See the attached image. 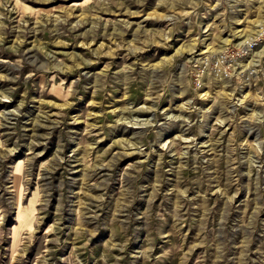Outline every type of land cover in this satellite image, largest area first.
<instances>
[{
  "label": "rangeland",
  "instance_id": "1",
  "mask_svg": "<svg viewBox=\"0 0 264 264\" xmlns=\"http://www.w3.org/2000/svg\"><path fill=\"white\" fill-rule=\"evenodd\" d=\"M259 27L264 0H0V264H264Z\"/></svg>",
  "mask_w": 264,
  "mask_h": 264
},
{
  "label": "built area",
  "instance_id": "2",
  "mask_svg": "<svg viewBox=\"0 0 264 264\" xmlns=\"http://www.w3.org/2000/svg\"><path fill=\"white\" fill-rule=\"evenodd\" d=\"M262 40H264V27H259L253 35H250L242 42L238 53H242L243 55L249 53V51H252ZM227 56L226 52L218 56L217 67L220 72L226 70L225 60H227Z\"/></svg>",
  "mask_w": 264,
  "mask_h": 264
}]
</instances>
